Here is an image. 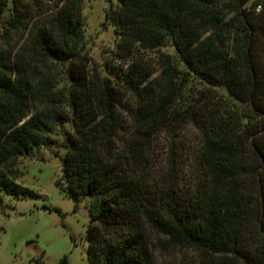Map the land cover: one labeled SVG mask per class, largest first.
Here are the masks:
<instances>
[{
	"label": "trees",
	"instance_id": "trees-1",
	"mask_svg": "<svg viewBox=\"0 0 264 264\" xmlns=\"http://www.w3.org/2000/svg\"><path fill=\"white\" fill-rule=\"evenodd\" d=\"M61 1L35 0L54 3L44 17L26 0H0V195L30 193L16 182L18 160L50 148L68 125L60 185L77 203L90 199V264H157L153 234L193 249L200 264H264V0H119L108 19L121 58L167 44L178 57L153 79L137 64L129 70L125 86L141 100L124 160L113 147L120 94L88 85L78 60L82 0ZM49 63L68 67V96L38 71ZM186 76L225 88L232 102L197 104L206 136L187 191L170 176L159 186L143 173L145 149Z\"/></svg>",
	"mask_w": 264,
	"mask_h": 264
},
{
	"label": "rangeland",
	"instance_id": "rangeland-1",
	"mask_svg": "<svg viewBox=\"0 0 264 264\" xmlns=\"http://www.w3.org/2000/svg\"><path fill=\"white\" fill-rule=\"evenodd\" d=\"M26 1L35 11H44L42 16L51 15L54 3L37 2L38 5L35 0ZM65 2L62 0L60 5ZM118 5L119 0H82L79 9L84 42L78 60L90 88L110 87L120 94L115 107L113 147L116 159L124 160L128 143L135 135L133 111L141 100L125 86L129 70L137 64L143 72L154 73L153 79L163 67L176 66L178 57L167 44L151 51L137 48L129 58H121L125 53L118 46V27L108 19V13ZM38 19L32 21L19 47L26 45ZM38 71L52 78L55 91L61 90L63 96H68L71 88L68 67L49 63ZM178 82L184 86L181 97L166 124L147 145L143 173L146 181L159 186L170 176L173 183L187 191L198 175V156L206 136L197 104L217 103L229 108L232 102L223 87H209L193 76ZM65 132H70L68 125L56 130L50 148L34 149L18 160L16 182L28 189L29 194L0 195V264H90L87 242L90 199L77 203L60 185L63 184L60 158L66 154ZM151 240L157 264L201 263L191 248L172 246L164 237L154 234Z\"/></svg>",
	"mask_w": 264,
	"mask_h": 264
}]
</instances>
